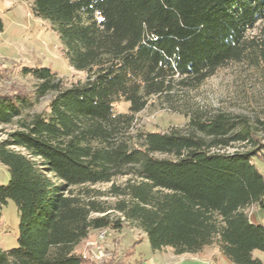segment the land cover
<instances>
[{"label":"trees","instance_id":"trees-1","mask_svg":"<svg viewBox=\"0 0 264 264\" xmlns=\"http://www.w3.org/2000/svg\"><path fill=\"white\" fill-rule=\"evenodd\" d=\"M30 7L51 22L83 77L69 82L49 66L24 65L33 87L0 94V128L13 126L0 139L10 174L0 183V208L12 199L20 215L19 244L0 247V264H91L76 247L93 230L125 223L154 250L216 246L233 264H264L254 256L264 251V223L249 213L264 210L257 125L223 112L191 117L207 142L174 126L137 124L177 87H194L232 61L264 59V43L252 34L264 0H31ZM228 146L241 147L222 151ZM113 252L115 264H133L132 249Z\"/></svg>","mask_w":264,"mask_h":264},{"label":"rangeland","instance_id":"rangeland-1","mask_svg":"<svg viewBox=\"0 0 264 264\" xmlns=\"http://www.w3.org/2000/svg\"><path fill=\"white\" fill-rule=\"evenodd\" d=\"M30 6L31 0H0V16L4 22V28L0 30V94L33 87L35 79L21 73L24 65L49 66L69 82L83 77L63 54L60 35L51 22L33 16ZM252 34L264 43V20L258 22ZM51 97L52 93L42 97L38 109L45 108ZM124 109L125 104L118 106V110ZM222 112L246 118L257 125L264 142V59L260 55L232 61L194 87H177L171 95L156 99V103L141 111L137 115V124L162 131L174 126L184 133L195 132L209 142L210 136L188 122L191 117ZM3 127L0 128V139L13 128L12 125ZM238 147L241 146H228L222 151L232 152ZM9 178L8 169L0 162V183H8ZM125 180L126 177L121 176L115 182L120 184ZM111 184L101 183L95 188L106 191ZM100 199L114 201L113 197ZM249 213L253 222L264 223L262 208L254 205ZM0 214V247L18 246L20 215L16 202L10 199L0 208ZM76 248L91 259V264H115L114 250L122 253L131 249L133 254L129 253L126 260L133 264L142 257L146 264H233L216 246L207 247L201 253L176 254L171 247L154 250L141 229L126 223L121 229L93 230ZM254 256L264 260V251L255 250Z\"/></svg>","mask_w":264,"mask_h":264},{"label":"crops","instance_id":"crops-1","mask_svg":"<svg viewBox=\"0 0 264 264\" xmlns=\"http://www.w3.org/2000/svg\"><path fill=\"white\" fill-rule=\"evenodd\" d=\"M264 261V260H263Z\"/></svg>","mask_w":264,"mask_h":264}]
</instances>
